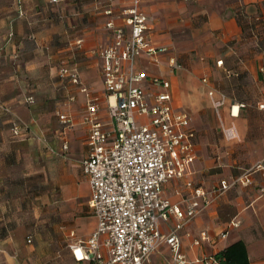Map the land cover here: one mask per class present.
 <instances>
[{
	"label": "crops",
	"instance_id": "crops-1",
	"mask_svg": "<svg viewBox=\"0 0 264 264\" xmlns=\"http://www.w3.org/2000/svg\"><path fill=\"white\" fill-rule=\"evenodd\" d=\"M130 3L113 1L115 10ZM103 4L104 0H0V264H47L55 253H62L67 264H76L68 243L87 237L96 227L81 166L88 153L81 118L88 97H98L99 118L110 128L97 54L112 40L104 27L108 17ZM139 7L148 17L151 43L164 50L154 58L138 57L135 67L170 82L172 106L189 116L188 129L194 133L193 161L182 178H170L161 191L185 209L187 181L207 189L264 162L261 150L248 167L233 165L234 161L214 164L202 145L207 118L213 115L222 136L221 124H234L239 139L248 134L245 104L218 88L216 79L246 74L259 83L263 78L264 0H139ZM181 60H187L188 68ZM62 66L76 70L81 84L61 78ZM221 94L226 99L218 114L212 101ZM27 96L34 101L26 102ZM256 106L263 110L264 100ZM59 113L72 118L70 129L64 130ZM17 119L26 127L14 135L11 127ZM64 141L67 150L62 149ZM250 178V184L232 186L180 229L181 249L189 260L242 241L249 263L264 264V178L259 170ZM53 218L64 222L58 229L67 242L57 251L49 247ZM176 222L173 215L161 222V233H168ZM38 224L43 226L37 234ZM39 235L46 240L33 242L32 236ZM169 259V247L161 243L143 264H165Z\"/></svg>",
	"mask_w": 264,
	"mask_h": 264
},
{
	"label": "built area",
	"instance_id": "built-area-1",
	"mask_svg": "<svg viewBox=\"0 0 264 264\" xmlns=\"http://www.w3.org/2000/svg\"><path fill=\"white\" fill-rule=\"evenodd\" d=\"M113 1L104 0L102 7L108 17L104 27L111 32L112 40L97 50L110 128L106 129L99 118L98 97H88L81 118L88 143L81 166L89 184L88 207L96 217V227L87 237L70 241L68 248L76 264H143L161 243L170 251L165 264L218 263L213 255L189 260L181 249L179 231L232 186L250 184L254 170L264 178V162L258 161L238 176L222 178L207 189L187 181L185 209L162 195L163 184L170 178H182L193 161L194 133L188 129L189 116L172 106L170 82L135 67L138 57L154 58L164 50L151 43L148 17L139 0H131L130 6L119 10H115ZM117 20L122 23L117 24ZM59 72L68 82L81 84L76 70L62 66ZM80 90L87 91L85 86ZM225 99L221 94L212 101L218 114ZM25 100L34 101L32 96ZM58 117L64 130L74 125L69 115L59 113ZM22 127L26 125L17 119L12 133L20 134ZM221 127L226 140L239 139L234 124ZM67 148L64 141L62 149ZM171 215L177 222L163 234L160 224ZM26 241L30 243L31 237Z\"/></svg>",
	"mask_w": 264,
	"mask_h": 264
},
{
	"label": "rangeland",
	"instance_id": "rangeland-1",
	"mask_svg": "<svg viewBox=\"0 0 264 264\" xmlns=\"http://www.w3.org/2000/svg\"><path fill=\"white\" fill-rule=\"evenodd\" d=\"M180 63H182L185 68H188L187 60H181ZM216 80L218 82V88L224 90L232 100L245 104V108H243L245 110L244 115H246L250 121L248 134L244 138L240 135V139L238 140H224L215 116L213 115V118H207L208 130L203 137L202 145L207 151L209 158L214 161V164L220 163L222 165L225 162L230 161L233 163L234 161L235 164L233 165L248 167L254 162V155L257 151L258 156L261 150L264 152V109H256V103L260 100H264V75L259 83L246 74H239L237 77H224L222 74L221 78ZM208 110H210V108H208ZM209 119L213 121L209 122ZM62 223H64L62 220L55 218L49 220L50 233L52 236H50L52 244L49 247L54 248L56 251L66 248L67 242L62 237L63 235L60 229H58V226H60L59 224ZM42 226L43 225L38 224L35 227L37 234ZM33 233H35V231H33L31 235ZM32 238H34L32 240L33 242L34 240H36V242H44L46 240V237L41 235L38 237L32 236ZM61 255L62 253H55V258L47 264H67Z\"/></svg>",
	"mask_w": 264,
	"mask_h": 264
},
{
	"label": "trees",
	"instance_id": "trees-1",
	"mask_svg": "<svg viewBox=\"0 0 264 264\" xmlns=\"http://www.w3.org/2000/svg\"><path fill=\"white\" fill-rule=\"evenodd\" d=\"M213 256L219 264H250L242 241L232 243Z\"/></svg>",
	"mask_w": 264,
	"mask_h": 264
},
{
	"label": "bare ground",
	"instance_id": "bare-ground-1",
	"mask_svg": "<svg viewBox=\"0 0 264 264\" xmlns=\"http://www.w3.org/2000/svg\"><path fill=\"white\" fill-rule=\"evenodd\" d=\"M235 110H236V108H235ZM80 252L77 250V254H79Z\"/></svg>",
	"mask_w": 264,
	"mask_h": 264
}]
</instances>
